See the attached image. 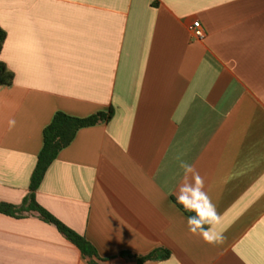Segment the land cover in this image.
<instances>
[{"label": "crops", "instance_id": "crops-1", "mask_svg": "<svg viewBox=\"0 0 264 264\" xmlns=\"http://www.w3.org/2000/svg\"><path fill=\"white\" fill-rule=\"evenodd\" d=\"M198 20L202 40L193 38ZM0 202L21 205L57 112L79 130L36 202L98 264H264V0H0ZM194 207L200 229L178 206ZM0 264H89L37 213L0 214Z\"/></svg>", "mask_w": 264, "mask_h": 264}, {"label": "trees", "instance_id": "trees-1", "mask_svg": "<svg viewBox=\"0 0 264 264\" xmlns=\"http://www.w3.org/2000/svg\"><path fill=\"white\" fill-rule=\"evenodd\" d=\"M6 37V32L0 28V55ZM13 79V73L0 59V87L10 86L13 83ZM112 117V110L107 113L99 112L86 118H76L62 112H57L51 123L44 129L43 147L38 155L37 163L30 179L29 195L21 205L0 202V214L11 217H23L33 212L37 213L42 220L54 225L67 240L76 245L89 264H98L96 261L98 254L93 245L43 209L36 202L35 193L41 185L50 165L58 157L59 153L71 144L79 130L106 123ZM178 206L200 229H207L208 222L200 211L194 207L184 208L179 204ZM170 255L167 249L162 248L143 256H136L127 252L122 253L123 257L134 260L136 264L167 260L170 258Z\"/></svg>", "mask_w": 264, "mask_h": 264}, {"label": "built area", "instance_id": "built-area-1", "mask_svg": "<svg viewBox=\"0 0 264 264\" xmlns=\"http://www.w3.org/2000/svg\"><path fill=\"white\" fill-rule=\"evenodd\" d=\"M191 32H192L193 38L197 40H202L205 37V31L201 23L198 20L193 22L191 26Z\"/></svg>", "mask_w": 264, "mask_h": 264}]
</instances>
